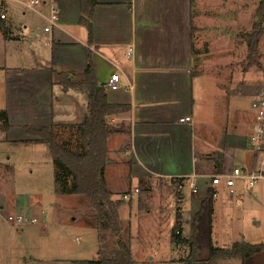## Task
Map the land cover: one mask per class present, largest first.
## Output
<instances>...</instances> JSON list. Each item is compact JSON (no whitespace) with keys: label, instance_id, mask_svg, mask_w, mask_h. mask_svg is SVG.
Segmentation results:
<instances>
[{"label":"crops","instance_id":"obj_1","mask_svg":"<svg viewBox=\"0 0 264 264\" xmlns=\"http://www.w3.org/2000/svg\"><path fill=\"white\" fill-rule=\"evenodd\" d=\"M28 1L33 0H0V14L5 15L0 19V113L4 112L7 117V126L3 127L0 122V143L22 145L42 157L27 171L29 176L36 174L37 178L40 175L37 197L70 198L76 195L57 193L55 168L46 146L37 142L38 137L31 136L28 130L52 129L59 144L80 152L77 126L88 116L86 90L59 84L52 72L67 74L71 80L79 81L78 75L90 61L108 103L126 107L125 111L105 119V129L110 132L106 149L107 143L113 142V152L121 153L127 159L122 164L108 156L103 180L111 195L118 193V189L114 179H110L114 188L111 190L104 179L105 174L110 168L124 166L130 182L155 187L159 192L173 190L180 203L174 212V233L178 232L186 244L195 227L199 260H206L209 246H214L209 238L206 247H201L200 232L203 227L211 226L217 211L222 218L228 219L234 217L233 209L238 210L246 203L251 209L252 224L256 228L264 225V180L252 189L238 186L233 196L219 188L210 204L205 199L208 177L228 173L235 167L254 168L257 161H263L264 134L259 150L248 145L253 111L246 125L247 133L237 125L227 129L221 124L216 105L222 96L219 91L224 80L218 73L213 75V66H225L228 62L215 63L210 56L213 17L199 10L198 0H96L89 20L90 39L87 28L78 23L81 17L79 0H38L39 3L31 7L27 6ZM52 11L56 13V22L49 27ZM39 22L42 31L37 27ZM47 27L50 30L45 32ZM128 48L131 54L127 57ZM71 73L77 77H71ZM111 74H117L121 81L117 91L105 88ZM249 79L245 84H249ZM226 86V94H231L234 90L231 83ZM236 91L241 93L242 88L238 86ZM184 117L191 118L192 123H180L179 119ZM124 135L128 142L124 146L116 144V138ZM10 158L7 156L0 161L1 169ZM191 176H196L198 192L191 195L186 187L180 195L174 181L184 179L186 182ZM134 189L138 190L135 194L140 193L139 188ZM129 192L130 189L120 195ZM18 196L0 197V257L8 255L4 260L0 258V264H78L85 261L73 257L65 261H46L38 257L37 246L22 257L11 256L8 238H12L14 231L10 229L12 225L4 221L5 215L17 213L23 206L26 217L37 221L34 225H39L38 219L54 227L63 224L53 202L47 207L41 205L43 200H36L35 205L27 195L23 203ZM127 201V214H130L133 208L131 196ZM238 213L241 215L240 211ZM75 222L73 217L69 226ZM182 231L186 235L181 236ZM78 232L85 237L88 235L87 231ZM76 233L73 241H84ZM121 236L128 238L123 229ZM90 241L91 254L99 258L97 234H92ZM188 253L187 248L184 256L169 259V262L183 264ZM237 260V264H264V252L244 261Z\"/></svg>","mask_w":264,"mask_h":264},{"label":"rangeland","instance_id":"obj_2","mask_svg":"<svg viewBox=\"0 0 264 264\" xmlns=\"http://www.w3.org/2000/svg\"><path fill=\"white\" fill-rule=\"evenodd\" d=\"M197 6L200 11H206L209 16L213 17L210 22V26L213 27L211 28L212 49L210 50L213 62L224 63L226 60L228 62L225 66H213V75L218 73L222 81L224 80L220 84L222 90L219 91L222 96L216 105L217 111L220 113L221 124L227 129L229 126L237 125L244 128V132L247 133L246 125L250 122L252 111L250 103L255 97L264 94V0H198ZM37 27L41 31L43 30L41 22L37 24ZM79 29L84 32L82 28ZM247 79H249V84H245ZM228 82L234 89L231 94L230 92L226 94ZM238 86L242 88L241 93L236 91ZM1 95L0 87V99ZM1 102L0 100V109ZM198 141L199 136L197 135L196 143ZM127 142L128 139L125 135L116 138V144L120 146H124ZM112 144L107 143V149L110 150L108 156H113L117 163L124 164V161L127 160L126 157L121 153H114ZM29 149L15 143L5 141L0 143V161L5 160L7 156L11 157L6 163V167L0 168V197L12 198L19 195L18 200H22L24 203L26 196L29 195L34 203L36 200H43L44 204L41 205L47 207L53 202L56 210L58 209V218L63 224L60 222V226L54 227L38 219L39 225L10 226L12 227L10 229L14 231L11 234L12 238H8V242L11 243V256L19 258L29 253L30 249L38 248L40 251L38 257L46 261L53 262L52 259L65 261L71 257L85 261L98 260V257L91 254V236L97 234L94 227H88V224H91L92 210L87 202L77 195L70 198L57 195L55 197H37L40 175L38 174L37 178L36 174L29 176L27 171L33 169V164L42 157H39L38 152L37 154L32 153ZM104 179L111 190L114 188L109 183L110 179H114V184L117 186L115 188L118 189V193L113 194L112 199L120 201L122 204L118 210V219L124 235L130 238L128 236L130 234L133 237L128 241L132 263L178 264L169 262V259H178L180 256H184L188 246L179 241V235L173 239L174 212L180 206V203L175 199L173 190L159 192L155 187L149 188L142 183L130 182L127 180V167L125 166L108 169ZM134 188H139L140 193L135 194ZM129 189L130 192L125 194L131 196L133 208L132 212L127 214L128 201H122L120 194ZM234 200L236 199L234 198ZM236 203L238 204V200ZM35 205L37 204L35 203ZM182 206L183 204H181ZM254 210L257 213L256 208ZM238 211L241 212V215ZM262 211L264 214V209ZM250 212L251 209L247 207L246 203L238 210L233 209L234 217L228 219L222 218L220 212L217 211L212 217L211 226L203 227L200 232L201 247H206L209 238L212 245L217 248H230L231 245L238 243L264 244V225L256 228L252 224L253 218H250ZM22 213L24 214L23 206L17 209L16 214ZM73 217L76 222L69 226L72 224ZM63 229L65 232L62 231ZM36 230L39 233L32 234ZM79 230L87 231L88 235L86 234L85 237L78 232ZM75 233H79V237L84 241L79 243L73 241ZM184 235L186 234L182 231L181 236ZM33 246L37 247L33 248ZM6 257H8L7 254L1 255L0 258L4 260ZM219 261H221L220 264L238 263V260L234 258L217 262Z\"/></svg>","mask_w":264,"mask_h":264},{"label":"trees","instance_id":"obj_3","mask_svg":"<svg viewBox=\"0 0 264 264\" xmlns=\"http://www.w3.org/2000/svg\"><path fill=\"white\" fill-rule=\"evenodd\" d=\"M81 17L78 23L87 28L90 39L92 29L89 20L92 17L96 0H79ZM55 81L66 87H83L88 97V116L77 126L80 152H74L59 144L52 129H29L31 136H37V142L46 146L49 158L55 168L54 185L56 191L62 195H79L92 210L91 225L97 230L100 257L96 261H81L78 264H133L128 241L121 236L118 208L120 201L112 199L103 180V171L109 163L107 138L110 132L105 129L106 116L121 113L126 107L114 106L108 103L104 88L96 80L93 65L87 62L84 70L78 75L79 81H73L67 74L53 71ZM71 77H77L71 73ZM0 122L7 126V117L0 113ZM221 158L220 153H217ZM210 194V192L208 193ZM208 204L212 199L205 198ZM196 229H192V236L186 240L188 255L183 264H216L218 260L239 259L244 261L249 256L264 252V244L238 243L230 248L209 246V256L206 260L197 257L198 246ZM178 236L174 233L173 239ZM183 242L182 239L178 238Z\"/></svg>","mask_w":264,"mask_h":264},{"label":"built area","instance_id":"obj_4","mask_svg":"<svg viewBox=\"0 0 264 264\" xmlns=\"http://www.w3.org/2000/svg\"><path fill=\"white\" fill-rule=\"evenodd\" d=\"M38 0L28 1L27 6L31 7L33 4H38ZM5 15L0 14V19H4ZM56 22V13L51 12L50 18L48 19L49 27ZM50 29L44 28L45 32H48ZM131 54V49H127V57ZM109 80L105 84V88L111 91H117L120 89V79L117 74H111L108 78ZM131 88V87H130ZM250 109L253 111V125L251 126L252 132L248 137V142L250 145L256 147V150H259V144L262 141L264 134V94H260L255 97L250 103ZM180 123H192L191 118L184 117L179 119ZM254 168L243 169L239 167L231 168L228 173L212 175L206 179L205 187L207 188L208 193L205 194V197L215 198L218 194L219 188L224 189L228 196H233L236 194L238 186L242 189H252L259 182L264 180V160H259L256 162ZM184 179H177L175 182V189L180 195L183 194L185 188L187 187L191 195H195L198 192V183L196 182V176H191L189 179L183 181ZM134 193H137L138 190L134 189ZM129 194H125L121 197L123 201L129 199ZM9 225L15 227H21L23 225H34L37 223L34 219H28L25 215L22 214H7L3 217ZM177 234V232H175Z\"/></svg>","mask_w":264,"mask_h":264}]
</instances>
